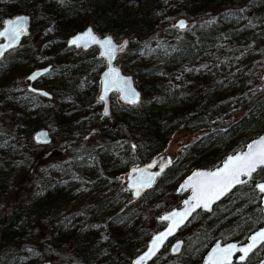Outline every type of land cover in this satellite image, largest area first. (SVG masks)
<instances>
[{
	"label": "trees",
	"instance_id": "1",
	"mask_svg": "<svg viewBox=\"0 0 264 264\" xmlns=\"http://www.w3.org/2000/svg\"><path fill=\"white\" fill-rule=\"evenodd\" d=\"M128 9L125 0H0V22L4 15L19 11L30 16L28 34L0 57V169L12 162L23 170L15 186L19 192L15 204L0 227V264H38L45 259L52 264H126L162 224L155 214L179 199L174 186L169 185L166 199L152 194L155 187L174 180L194 157L197 161L190 168L214 165L226 152L264 131V85L258 82L245 80L228 96L209 86L197 102L175 105L176 96L194 84L199 71L230 79L232 51L241 46L237 41L244 39L251 20L264 19V0H140L137 20ZM178 15L189 17L183 28L170 24ZM86 23L113 37L128 33L122 27L132 28L133 33L126 37L128 43L118 58L132 73L141 97L135 104L113 98L102 117L97 110L102 100L95 87L103 59L95 53L85 65L82 55L62 54L65 37ZM161 29L171 36L155 40ZM263 29L254 34L262 42ZM220 30L228 31L229 41L218 52L215 40ZM47 62L49 69L32 83L47 88L50 97L26 88L29 66ZM62 66L71 70L67 79L61 78ZM228 98L218 106V101ZM46 112L56 127L77 126L72 136L54 144L49 156L31 138ZM167 115L180 118L192 135L139 197L130 201L122 185L121 173L131 164L128 161L102 164L94 175H82L84 189L105 186L106 190L87 191L76 206L67 208L62 200L49 197L63 181L54 174L42 179L39 171L66 168L61 160L50 162L51 154L87 148L89 152L74 154L69 163L81 167L84 174L91 173L88 156L110 153L116 140L125 141L134 152L156 139L166 142L160 131ZM93 128L101 142L85 146V135ZM263 177L264 165L208 211L196 209L178 229L184 234L180 250L170 253L164 245L147 264H201L203 251L215 237H243L261 224L264 215L254 181ZM27 186V195L20 196ZM131 219L133 225L121 231L118 222Z\"/></svg>",
	"mask_w": 264,
	"mask_h": 264
},
{
	"label": "water",
	"instance_id": "2",
	"mask_svg": "<svg viewBox=\"0 0 264 264\" xmlns=\"http://www.w3.org/2000/svg\"><path fill=\"white\" fill-rule=\"evenodd\" d=\"M29 20V14L24 11L14 12L2 17L0 22V57L8 48L17 45L22 36L28 34ZM181 21H183L184 25H186L187 18L184 15H178L173 21L170 22V24L176 26L177 28H181L179 27ZM13 29L16 30L15 35L13 34ZM89 29L92 30L93 35L100 41H103L106 37H111L112 44L114 46H117V42L114 40L112 34L108 32H97L89 23L84 24L81 28L71 32L65 37L66 46L87 48L91 45H94L96 47V55L103 59L104 63L98 72V98L101 99L103 96L104 99H107L109 93L114 91L117 94L119 100L124 103H130L128 100H125L124 97L128 96L129 99H131L133 92L138 94L139 100L141 97L140 88L134 83L132 73L123 70L121 66L116 63V51L114 56L104 55V53L107 51L106 46L102 43H94L87 38H85V40H83L79 46L70 43L72 39L76 38L77 36H82ZM261 61L264 65V51L262 53ZM49 67L50 63L48 62L30 67L26 72V88L40 93L45 97H50L51 92L47 88L34 85L32 83L34 79H30V77L36 73L41 75L42 73L46 72ZM39 75H36V77ZM263 75L264 71L261 73V76ZM44 93H47V95ZM261 137H264V131L249 137L240 148L226 152L216 164L211 166H194L190 168L185 174H183L174 186V191L176 193H182L179 202L155 214V218L162 221V224L149 233L143 247L132 254L126 264H137V261H139V264H147L148 261L164 245L167 246V249L170 253H176L180 249L182 238L175 237L169 242L168 240L175 236L179 227L187 221V219L196 209L208 211L213 203L222 198L237 184L232 182V186L228 188V190L224 192L223 195H220L218 199H213L211 198V192L209 190L212 186L213 178L210 176H197L195 174L213 173L223 169L229 157H235L238 155L242 156L243 154L247 153L249 151L248 146L253 145L255 147L254 142L260 140ZM31 138L36 143H47L50 141L51 135L49 129L46 126H39L32 131ZM175 155L176 150L167 148L166 150L154 153L146 160L130 164L123 171V185L129 192L130 201L139 197L155 182L165 167L168 166L174 159ZM249 177L250 176L242 173L239 176V179L241 181H245ZM261 184H264V177L254 181V187L259 192L260 209L264 214V192H261L258 187V185ZM220 190V188H212V191L215 192ZM137 191H139V195H136ZM194 196H198L200 201H210L208 203V207H204L203 203H201L199 207H195V205L198 203V200L194 199ZM185 201H188V203H185ZM164 217H168V219H164ZM169 229H172L171 234H168ZM261 232H264V221L251 230L243 241H238L236 239L220 241V238L214 239L202 255V264H224L232 259L234 253H236L234 257L235 260H241L240 257L245 256V254L240 251V249L247 248L250 244H252V237L257 236V234ZM161 234H163L161 240L156 241V238L161 236ZM154 241H156L155 244L153 243ZM261 241H264V239L258 238L255 246H257ZM230 245H235V249L229 252L223 251ZM149 249H152V251L150 252ZM141 257H144V259L140 260ZM261 262H264V248L260 259L255 264H260ZM40 264H52V262L48 259H45Z\"/></svg>",
	"mask_w": 264,
	"mask_h": 264
},
{
	"label": "rangeland",
	"instance_id": "3",
	"mask_svg": "<svg viewBox=\"0 0 264 264\" xmlns=\"http://www.w3.org/2000/svg\"><path fill=\"white\" fill-rule=\"evenodd\" d=\"M128 6V11L130 17H133L137 20L140 13L139 11L135 14V9L140 4V0H125ZM134 14V15H133ZM176 16H173L170 20L173 21ZM187 18V23L189 22V17L185 15ZM255 17V16H254ZM253 17V18H254ZM176 27V26H175ZM264 28V19L256 20L252 19L251 23L248 27H246V34L244 39H240L237 41L241 46L235 48L232 51V56L230 59L233 61L232 66L234 70L231 72L234 73L229 75L230 79L223 78L222 75L224 74H217L214 71H199L197 74L194 75L193 81L194 84L187 86V91L183 92L180 91L179 94L176 96L175 105L179 107L180 105H187L197 102L202 96H205L208 93L207 87H212V90L220 89L223 91L227 96L230 95L235 91V89L243 83L245 80H250L251 83L258 82L260 85H264V75L261 76V73L264 71V65L261 61L262 52L264 48H262L261 37L255 36L254 34ZM132 28L122 27V32L128 30V33H122L117 37H113L114 40L117 42V46L121 45L124 41H126V37H130L132 35ZM264 30V29H263ZM99 32L98 30H96ZM168 34V35H167ZM167 34L162 31V29L157 33L156 36H153L155 40H159L163 38H169L171 35L169 32ZM132 37V36H131ZM154 40V42H155ZM229 41L228 31L220 30L217 34L215 40V46L219 47L217 49L218 52H221L222 49L220 46L222 44H226ZM125 47V46H124ZM124 49V48H123ZM231 50V49H230ZM229 50V51H230ZM121 50L117 47L116 50V63H118L123 70H125L122 66V60L118 58V54ZM96 53V47L91 45L87 48H80V47H73V46H66V49L62 51V54L68 56H76L80 58L82 55V63L90 64L92 59V54ZM81 57V58H82ZM87 57V58H86ZM103 65L101 63L100 67ZM33 65H30L32 67ZM257 67V72L254 75V69ZM64 66L61 67L63 69ZM126 71V70H125ZM239 71H241L240 74ZM129 72V71H128ZM71 75V70L64 68L61 71V78L67 79ZM214 84V85H213ZM96 93L98 89V82L96 84ZM113 98L119 99L117 94L115 93L114 96L109 95L107 99H103L101 103L98 104L97 110L101 112L100 117L102 114L107 110L109 103L113 100ZM229 102V98L222 103V101H218V106L226 104ZM48 107L51 108V104H48ZM43 117V116H42ZM42 119V125L46 126L49 129L51 138L50 143H39V149L41 151L47 152L49 154L52 152L55 143H59L60 141L66 140L74 133V130H77V126L71 125L69 127H56L55 121L53 116L46 112V115ZM183 121L180 118H171L170 115H167L161 121V131L162 135L167 137V141H162L161 139L153 140L143 147H141L138 151L134 152L133 148H127V143L122 140H116L111 145V152L105 155H102L100 158L93 157L91 154L88 156V163L90 164L89 168L91 173H83L82 168L75 165L70 164L69 160L74 154H84L89 152L87 148H82L78 150L76 153L72 150L62 151V153L58 154H51L48 160L54 162L55 160H61L62 163L66 166L65 169L61 170L58 169L56 171L50 172L49 170L42 168L39 171V176L42 179H47L50 174H54L55 177L61 179L63 181L62 185H59L56 190L52 191L49 194V197L57 198V200H62L63 204L66 205L67 208L76 206L80 203V201L84 198L87 191H96L104 190L106 187H97V188H86L84 189L83 182H82V175H94L101 169L102 164H116L128 161V163H137L143 160H146L154 153L169 149H174L177 151V148L182 145L192 134L191 129H187L182 125ZM91 130L89 133L85 135V146H95L101 142V139L98 138L96 131ZM251 134V133H250ZM255 135V134H254ZM197 161V158L194 157L191 161H189L184 168L181 169L178 176L174 178V180L166 182L162 185L155 187L152 191L154 196L164 195L165 199L169 198V185L175 186L176 182L181 178L183 174H185L189 169L190 166ZM8 162V161H6ZM23 170H21L16 163H9L5 168L0 169V227L5 220L6 212L15 204V199L19 192H16L15 186L22 176ZM122 179V173H121ZM119 184V181H117ZM123 185V182H122ZM83 188V189H82ZM106 190V189H105ZM79 191V192H78ZM29 192V186L24 188L20 192V196L24 193L27 195ZM180 197V195H179ZM179 200V199H178ZM175 201L174 204L178 202ZM134 219L129 221L127 220H120L118 222V227L122 231V229H127L132 226ZM36 260V259H34ZM41 260L38 262L40 264Z\"/></svg>",
	"mask_w": 264,
	"mask_h": 264
},
{
	"label": "snow or ice",
	"instance_id": "4",
	"mask_svg": "<svg viewBox=\"0 0 264 264\" xmlns=\"http://www.w3.org/2000/svg\"><path fill=\"white\" fill-rule=\"evenodd\" d=\"M19 20V18H18ZM15 23V22H13ZM184 22L181 21L179 24V27L183 28ZM13 34H16V30L13 29ZM85 38L91 40L94 43H102L103 45L106 46L107 51L104 53V55H109V56H114L115 51L117 50V47L122 51L124 46L127 45V41H124L121 45L119 46H114L112 44V38L111 37H106L103 41L98 40L92 33V30L89 29L85 34L82 36H77L76 38L72 39L70 41L71 44L79 46ZM86 46V45H85ZM36 75H39V73L34 74L30 79H35ZM47 95V93H44ZM138 94L132 93V98L129 99L128 96H125L124 99L128 100L130 103H137L138 102ZM101 99H104L102 96ZM105 115H107V110H105ZM254 145H249V151L245 154L238 155L235 157H229L227 163L225 164L224 168L213 173H196L195 175L197 176H210L213 178L212 181V186L210 187V192H211V198L213 199H218L220 195H223L224 192L228 190L232 186V182H235L237 184L243 183L244 181H241L239 179V176L243 173L248 176H251L252 172L256 170L258 166L264 165V137H261L260 140L254 142ZM259 189L261 192H264V184L258 185ZM212 188H220L221 190L218 192L212 191ZM139 191H137L136 195H139ZM194 199L198 200V203L195 205V207H199L201 203H203L204 207H208V203L210 201H200L198 196H194ZM185 203H188V201H185ZM164 219H168V217H164ZM172 229H169L168 234H171ZM163 234L161 236H158L156 238V241L161 240ZM264 239V232L258 233L257 236L252 237L253 243L250 244L247 248L240 249L245 255L253 247H255V243L257 239ZM156 241L153 243L155 244ZM235 249V245H230L227 249H224L223 251L229 252L231 250ZM151 252L152 249H149ZM147 255V254H145ZM144 257H141L140 260H143ZM240 259H244V256H241ZM137 264H139V261H137Z\"/></svg>",
	"mask_w": 264,
	"mask_h": 264
},
{
	"label": "flooded vegetation",
	"instance_id": "5",
	"mask_svg": "<svg viewBox=\"0 0 264 264\" xmlns=\"http://www.w3.org/2000/svg\"><path fill=\"white\" fill-rule=\"evenodd\" d=\"M104 63V62H103ZM179 194H180V197L182 196V193L181 192H178ZM180 197H179V199H180ZM221 199V198H220ZM178 202H179V200H178ZM177 202V203H178ZM176 203V204H177ZM173 205H175V204H173ZM213 205V204H212ZM170 207V206H169ZM264 215V214H263ZM189 219V218H188ZM187 219V220H188ZM264 221V220H263ZM260 225V224H259ZM257 227V226H256ZM254 229V228H253ZM253 229H251V230H253ZM250 230V231H251ZM250 231H248L243 237H237V236H234V237H229V236H222V237H220V236H217V237H215L214 239H216V238H220V241H225V240H228V239H236V240H238V241H243L244 239H245V237H246V235L250 232ZM175 237H181L182 238V243L184 242V234L183 233H180V232H178L177 231V233L175 234V236H173L172 238H170L169 240H168V242L169 241H171L173 238H175ZM213 239V240H214ZM213 240L210 242V244L213 242ZM182 243H181V246H182ZM209 244V245H210ZM208 245V246H209ZM181 246H180V248H181ZM208 246L206 247V249L208 248ZM263 248H264V241H261L257 246H255L254 248H252L251 249V251H249L248 253H247V255H245L244 256V259H241V260H235V255H236V253H234L233 254V256H232V259L229 261V262H226V263H224V264H255L259 259H260V257H261V253H262V251H263ZM205 249V250H206ZM180 250V249H179ZM178 250V251H179ZM205 250L203 251V253L205 252ZM177 251V252H178ZM203 253H202V255H203ZM202 255H201V260H202ZM200 263L202 264V262L200 261ZM260 264H264V262H261Z\"/></svg>",
	"mask_w": 264,
	"mask_h": 264
}]
</instances>
